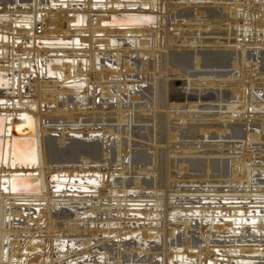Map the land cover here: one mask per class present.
Instances as JSON below:
<instances>
[{
    "label": "bare ground",
    "instance_id": "6f19581e",
    "mask_svg": "<svg viewBox=\"0 0 264 264\" xmlns=\"http://www.w3.org/2000/svg\"><path fill=\"white\" fill-rule=\"evenodd\" d=\"M228 1L235 2L229 5ZM65 2L66 5L63 6L60 5L61 0H0V72H10L8 76L11 77L10 88L0 87V99L10 101V104L0 105V114L10 115L13 124L26 122L34 128L33 130L28 127V133L23 136L17 135L19 131L23 132L22 130L9 136L6 166L1 163L4 138H0V264H122L123 252L149 254L150 249L143 247L141 241L139 244L129 245L123 240L124 236L129 234L133 236L140 230L143 232L142 234L140 232L142 237L135 236L138 240L145 239V242L159 239L157 232L165 233L163 248L167 255L164 256L165 259L163 258L165 261L162 260L165 264H194L193 260L199 264L208 262L252 264L256 256L250 255H264V188L253 187L255 183L264 184V157L255 154L253 156L249 151L253 143L264 140V93L263 89L261 93L257 92L260 91L258 87H264V0H180L178 3H173L172 0L134 2L81 0V4L71 0ZM145 5L149 6L148 10L142 8ZM129 6H135L136 9L130 10ZM122 13L136 14L130 17L136 26L122 29L105 24L110 21L111 16ZM77 15H81L79 23ZM147 15L155 17V24L139 26L146 21ZM38 26H41L40 32ZM209 29H212V32L217 29L221 31L219 33L221 36L225 35L227 38L224 41L202 39L200 36ZM59 38L69 40L71 44L64 47L49 45L50 41ZM75 38L80 40L79 46L73 43ZM111 38L127 40L131 38L133 42L135 40L137 42L128 46H113ZM202 46L209 49L200 48L202 51H199L198 48ZM53 53L56 58H60L59 64L49 63L48 58H51ZM114 55L117 67L112 69L103 59ZM131 55L142 56L139 69L132 68L129 59L125 60L127 59L125 56ZM152 56L154 59L151 70L148 61ZM68 58H71L72 62H68L66 60ZM82 59H86L88 63L86 67ZM44 63L49 72L50 70L54 72V76L58 74L57 80L47 81V76H42L46 72ZM164 63L169 67L166 69L168 73L166 81L160 78L159 70L156 72L158 66L161 68ZM201 67L229 68L238 72L236 76L238 78L232 76L233 74L229 77L226 72L218 75L213 72L214 70H209L211 72L200 74L199 79H196L199 74H192L189 70L193 68L196 72ZM31 70L38 75V79L35 77L37 80L34 88L31 87L30 90L34 95L25 94L22 86L23 82H26L24 77L31 75ZM138 71L141 73L137 79H140L141 83L150 81L151 84H130L128 82L130 80L127 79L135 78L128 75ZM170 71L175 72L176 76L178 74L186 76L190 84L194 81L199 86L219 90L217 92L219 101H227L225 107L227 112L225 115L223 112L222 115L218 114V121L246 120L248 124L252 117L260 118L262 122L260 133L251 131L249 125L243 128L225 125V130L218 131L223 137L231 129L234 138L245 139V149L240 152L243 156L238 159L236 167L233 168L235 166L233 162L231 168L227 167L226 159L176 158L180 154L188 156L195 154L193 149H188L194 145L177 143L179 132L185 133L186 137L189 136L187 138L194 139L198 131L208 136V129L212 127L188 126L187 131L171 127L173 123L180 121L186 127V122L196 117L201 119L204 115H196L198 107L194 104L189 105L188 113L177 115L170 113V110H180L178 105L171 106L166 100L168 94L166 84L171 75ZM14 75L17 76L16 82ZM192 76H195V80H191ZM106 82L110 84H104ZM68 83L69 86L66 85ZM80 83L87 86L77 91L74 85ZM99 90L103 101L110 98L114 104L95 105L94 101L96 103L97 99L95 95ZM136 92L141 97L135 95ZM140 98L145 102H138ZM124 101L130 103L125 104ZM90 103L93 105L90 106ZM54 106L55 111L50 110ZM90 108L91 112L88 110ZM163 109L166 112L162 111ZM21 112L31 115L34 123L17 119ZM112 115H115L114 119ZM100 121L103 124L115 122L117 126L102 127V131H99L96 125ZM130 122L152 124V127H146L145 130L151 144L148 148L152 154L132 150L134 142L129 137ZM47 123H60L62 126L66 124L61 130L64 132L61 133L63 139L58 144L64 145L63 142L66 140L73 144L66 149L56 148L49 134L51 131L57 132L58 129L47 127ZM76 123L81 125L80 129L70 127L78 125ZM76 130H80L82 136L86 133L85 137L70 136L69 133H78ZM1 131L3 129L0 123ZM100 132L102 134L100 138L96 135L88 137L90 134ZM106 135L114 138H107ZM177 146L184 149L179 150ZM206 146L209 145H200L201 148ZM12 157L15 160L13 165L18 163L15 170L11 169L9 163ZM78 157L81 161H77ZM91 158L96 161L91 162ZM128 160L136 166H141L138 167L139 172L134 174L151 176L153 181L135 179L132 183L116 180V176L125 177L132 174L130 168L126 166ZM178 161L189 162L191 166L190 174L186 173L189 165L178 166L177 170L185 173L184 179L179 176L180 180L177 179L178 173L172 172ZM71 162L81 163L80 167L65 166ZM112 163L116 164L114 170L111 169ZM92 164L99 166L91 168ZM14 172L25 174L29 172L38 177L28 176L14 181L12 178ZM61 173L62 177L68 176L64 180L69 182L76 181L72 178L80 173L90 177L99 176L100 179H87L85 181L87 187H81L83 184L80 187H73L79 192L67 195V191H56L58 184L55 187L52 185L55 182L52 180L53 175L59 176ZM3 178H6L7 184L11 182V189L1 188ZM77 182L84 183L82 180ZM100 184L101 190H98ZM172 184L200 186L228 184L231 188L225 190L224 187L223 189L200 187L184 190L173 187ZM131 187L140 193L130 192L128 188ZM92 189L97 193H90ZM146 189H150V192L144 193ZM187 195L193 198L223 195L222 197H226L225 200L245 199L244 202L248 203H243L245 205L243 208L232 206L231 209H222L219 207L220 204L218 207H212L211 204L202 208H193L189 204L191 209L182 208L181 212L177 211L172 199L187 198ZM93 200L107 204L101 210L105 217H100L101 208L98 204L91 205L89 209L83 211L63 208L68 203L91 204ZM145 200L152 202L154 208L151 211L148 209L149 212H145L146 208H143V211L135 210L134 213L142 218L144 216L149 226L140 230L121 227L123 220H126L125 224L127 222L136 224L141 221L135 222V219L128 221L126 217L131 211L127 208L130 202L143 203ZM251 201L256 202L254 206H248ZM114 203L117 208H114ZM132 203L131 207L134 206ZM253 209L260 210L261 214L253 216V211H250ZM217 210L223 212V222L215 220L219 217L216 214ZM239 210L241 213H238ZM114 213L117 214V218L114 217ZM192 214L212 218L208 226L204 225L203 218L197 225L196 229L203 239L200 243L190 233L195 221ZM249 217H256L257 220L247 219ZM155 223L158 225L154 226ZM180 228L185 229V235L182 234L185 236L184 239L178 234ZM239 229L240 233L260 244L247 247L236 245L239 242H246V239L239 240L241 236L237 235ZM252 229L255 230L251 232ZM84 237H90L93 241L84 240V243L76 241ZM214 237L228 238L229 242L225 240L223 247L211 246V239ZM69 240L75 241V247L69 245ZM173 245L183 247V253H179L180 248H171ZM236 253L241 256L238 257ZM151 258L150 264H154L153 257Z\"/></svg>",
    "mask_w": 264,
    "mask_h": 264
},
{
    "label": "rangeland",
    "instance_id": "374dc122",
    "mask_svg": "<svg viewBox=\"0 0 264 264\" xmlns=\"http://www.w3.org/2000/svg\"><path fill=\"white\" fill-rule=\"evenodd\" d=\"M173 1V3H178L180 0H172ZM239 1H241V0H239ZM235 2V1H234ZM233 1H228V4L229 5H232L233 3H234ZM10 5V4H9ZM11 6V5H10ZM13 6V5H12ZM15 6V5H14ZM41 31V26H38V32H40ZM216 31V32H215ZM215 31H213L212 32V29H209L208 31H205L204 33L205 34H202L200 37H202V39H206V40H216V39H222V41H224V39L225 38H227V36H225V35H223V36H221L222 34H219L221 31H219V30H215ZM213 33V34H212ZM229 38H231V37H228V39ZM111 39H113V38H111ZM116 39V38H115ZM118 40H120V43L117 45V46H128V42L126 41L127 39H121V38H119ZM164 45H165V42H164ZM200 48H202V50H205V49H209V47H199L198 48V50L200 51L201 49ZM211 49V48H210ZM169 50H174V49H169ZM201 50V51H202ZM211 50H213V49H211ZM167 52V51H166ZM164 53H165V51H164ZM165 55H167V53H165ZM113 57V58H112ZM115 55L114 56H111V57H106V58H102L104 61H107L108 62V64L110 65V67L113 69V67H117V63H116V61H114L115 60ZM125 58H127V59H125V60H128L129 59V61L131 62V64H132V68L134 67V68H136V69H139L140 67H141V62H142V56H136V55H131L130 57H127V56H125ZM153 56L152 57H150V59H149V67L151 68V70H152V67H153V65H152V63H153ZM167 60V59H166ZM47 61V60H46ZM145 61V60H144ZM152 61V62H151ZM151 62V63H150ZM137 64V65H134L133 66V64ZM115 64V65H114ZM159 64H157V66H158ZM16 66V65H15ZM44 69H46V72H45V75L44 74H42V76H47L46 77V80L47 81H54L56 78H58L57 76H54L53 78L51 77H49V75H48V68H47V65H46V63H44ZM166 66V67H165ZM85 67V66H84ZM260 67V66H259ZM205 68V69H204ZM88 69V68H87ZM166 69H169V67H168V65L167 64H165L164 63V65L162 64L161 65V68H160V66H158V68H157V70H156V72L158 73L159 71V76H160V78L161 79H164V81H166V77H167V70ZM203 71H202V70ZM223 69V70H222ZM208 68V67H201L200 69H198L196 72H195V70L193 69V68H191L189 71L192 73V74H199L198 76H196V79H199V76H200V74H207V73H209V72H211V71H213V72H215V73H221V72H226V74H228V76L229 77H231V75L232 76H237L238 75V72L237 71H231L229 68ZM225 69V70H224ZM159 70V71H158ZM209 70H211V71H209ZM253 70H255V69H253ZM161 71H163V72H161ZM202 71V72H201ZM252 71V70H251ZM201 72V73H200ZM141 73V71H138L137 73H135V74H129L128 75V77H130V76H132V78H135V79H127V80H130V81H128L130 84H132V85H136V84H151V82L149 81V83L148 82H144V83H141V80L140 79H137V77H138V75ZM165 73H166V75H165ZM175 72H169V74H171L170 76H169V78H168V80H167V83L168 84H166L167 85V87H168V91H167V99L166 100H168L169 101V104L171 105V106H175V105H178L179 107H180V110L179 111H176V110H170V113L171 114H173V115H177L178 113H182V114H184V113H188L190 110H189V105L190 104H194V105H197V107H198V109L195 111V113H196V115L197 114H201V115H204V116H206V117H202L201 119H199V117H196L195 119H193V120H189L188 122H186V127L185 126H183V123H182V121H180V122H175V124L173 123L172 124V128H174V129H179V131H181V129H186L185 131H187V127L188 126H196V127H206V126H211L212 128H210V129H208V131H209V135L208 136H206V135H202V133L200 132V131H198V135L196 136V138H194V139H190V138H187V137H189V136H187L186 137V134L185 133H182V132H179V138H178V140H177V143L178 144H191V145H199V146H193V147H189L188 149H193L194 150V153L195 154H193V155H183V154H180V155H178L176 158L177 159H179V160H186V159H191V158H193V159H200V160H204V159H207L208 157L210 158V159H218V160H222V159H226V165H227V167H229V168H231V162H233L234 163V165L235 166H233V168L234 167H236L237 165V162H239V158L241 157V153L244 151V149H245V139H238V138H234L233 136H232V134H231V129H229L228 131H227V133L225 134V135H223V137H222V135L220 134V133H218V131L220 132L221 130H225L224 129V126L225 125H227V126H238V127H246L247 125H249V129H251V131H254V132H261V126H262V122L260 121V118H258V117H252L251 118V121H249L248 122V124H247V121L246 120H243V121H227V122H223V121H218V119H219V115H220V113H221V115H222V112H223V115H225V112H227L226 111V109H225V107L227 106V101H223V102H220L219 101V98H218V95H217V92L219 91L217 88H207L206 86H204V85H202V86H199V85H197V83H195L194 81L193 82H191V84H190V81H188V78L185 76H179V74L176 76V74H174ZM237 73V74H236ZM32 74V73H31ZM34 74V76L33 77H31V75H29V76H27V77H24L25 79V83L23 82V92H25V94H28V95H34V93H33V91L32 92H30V90H31V87L32 88H34V86H35V80H37L38 79V75H36V73H33ZM174 74V75H173ZM218 74V75H219ZM162 75V76H161ZM174 77H173V76ZM254 75H256V73L254 74ZM177 78H176V77ZM178 76H179V78H178ZM37 79H36V78ZM202 77H203V75H202ZM255 77V76H254ZM28 78V79H27ZM47 78H49V79H47ZM171 78V79H170ZM183 78V79H182ZM220 78V77H219ZM236 78H238V77H236ZM50 79H52V80H50ZM29 80V81H28ZM45 80V81H46ZM57 80V79H56ZM191 80H195V76H192V78H191ZM30 81H32V83H30ZM139 81V82H138ZM44 82V81H43ZM137 82V83H136ZM26 83H27V85H26ZM71 83V82H70ZM70 83H68V84H66L67 86H69L70 85ZM104 84H110V83H104ZM204 84V83H203ZM131 85V86H132ZM86 86H87V84H86ZM86 86L84 85V89L86 88ZM200 87V88H199ZM206 87V88H205ZM18 88L19 87H17L16 88V93L18 94L19 93V90H18ZM29 88V89H28ZM260 88V89H259ZM258 89L260 90V91H258L257 90V92L258 93H261L262 91V89H263V92L262 93H264V87H258ZM26 90V91H25ZM18 91V92H17ZM28 91V92H27ZM83 91V90H82ZM92 91H93V89H92ZM223 91V90H222ZM222 91H221V93H222ZM230 92H231V90H229ZM256 92V93H257ZM31 93V94H30ZM101 91L99 90L98 92H97V94L95 95V96H97V99H96V103H95V101H94V104L95 105H97V106H103L104 105V103H106V104H109V105H113L114 104V102H112V101H110L111 99L109 98V99H107L106 98V100L105 101H103L104 100V98L103 97H101ZM135 95H137V96H139V97H141L140 96V94L139 93H137L136 92V94ZM82 97V96H81ZM115 100V99H114ZM142 100V101H141ZM110 102V103H109ZM138 102H140V103H142V102H145V100L143 99V98H140V100L138 101ZM164 102H165V99H164ZM91 103H93L92 102V100H91ZM89 104L90 106H92L93 104ZM124 103L125 104H128V103H130L129 101H124ZM139 103V104H140ZM72 108V107H71ZM83 109H84V107H82ZM88 108H89V106H88ZM55 106L53 107V108H50V110H52V111H55ZM63 109V108H62ZM90 112H91V108L90 109H88ZM162 111H164V112H166L164 109L162 110ZM113 113H114V111H113ZM252 113V112H251ZM264 113V112H263ZM219 114V115H218ZM227 114V113H226ZM210 116V117H209ZM112 119H114L115 118V115L113 116L112 115ZM215 119V120H214ZM85 120V119H84ZM198 120V121H197ZM131 124H130V130H129V137L131 138V140H132V142H134L133 143V146H132V150L133 151H139V152H146L147 151V153L150 155V154H152V152L149 150V148H148V146H150L151 144H150V142H149V140H148V138L146 137V135H147V132L145 131L146 130V127H152V124L151 123H143V122H130ZM76 124H78V123H76ZM222 124V125H221ZM65 126H66V124H64ZM64 125L62 126V124H60V123H47V127H49V128H52V129H58V131L57 132H50L51 134H49L50 135V137H52L53 138V144H54V146L56 147V148H58V149H66L67 148V146H69L70 144L72 145L73 143H71V141L70 140H66V141H64L63 143H65L64 145H59L60 144V142L62 141L61 139H63L62 138V134L64 133L63 131H61L63 128H64ZM243 125V126H242ZM85 126V125H84ZM86 126H91V124H89V125H87L86 124ZM115 126H117V124L115 123V122H106V123H102L101 121H100V123L99 122H97V125H96V127L98 128V130L99 131H102V127H108V128H110V127H115ZM223 126V127H222ZM70 127L71 128H73L74 127V129L75 128H77V129H80V127H81V125L80 124H78V125H76V126H71L70 125ZM79 127V128H78ZM254 127V128H253ZM124 128H126L125 126H124ZM95 130H97V129H95ZM76 131H78V134L79 133H81L80 132V130H76ZM76 131H74V132H76ZM83 131V130H82ZM91 132V131H90ZM62 133V134H61ZM101 133V132H100ZM253 133V132H252ZM70 134V136H72V137H76V138H81L82 136H80V135H73V133H69ZM75 134V133H74ZM86 134V133H85ZM84 134V135H85ZM81 135H83L82 133H81ZM105 137H109V138H114V136H108V135H106ZM199 137V138H198ZM232 137V138H231ZM263 137H264V133H263ZM82 138H84V137H82ZM204 138V139H203ZM59 140V141H58ZM59 143V144H58ZM55 144H57V145H55ZM136 144V145H135ZM200 145H209V146H206V147H200ZM253 145H255V146H253ZM58 146V147H57ZM228 146H230V147H228ZM252 147L251 148H249V151H251L252 152V154L251 155H253V156H255V155H261L262 157H264V140H260V142L258 141V142H255V143H253L252 145H251ZM69 149V148H68ZM177 149H179V150H183L184 149V147H182L181 149H180V147L179 146H177ZM238 149V150H237ZM251 149V150H250ZM242 150V151H241ZM234 151V152H233ZM237 151V152H236ZM241 152V153H240ZM207 154V155H206ZM255 154V155H254ZM243 156V155H242ZM207 157V158H206ZM77 161H81V158H79L78 157V160ZM90 161L92 162V161H96V160H94L93 158H91L90 159ZM260 161V160H259ZM129 164H128V163ZM126 162V166H128L129 168H130V173H132V174H128V175H125V177L124 176H116V180H126V181H128V182H134L135 181V179H137V180H141V181H146V182H151V181H153L152 179V177L151 176H146V175H144V174H141V175H137V174H134L135 172H139V169H138V167H141V166H136L133 162H129V160ZM179 162V161H178ZM176 162V165L173 167V169H172V172L173 173H175V174H177L178 173V176H177V179H179L180 177L179 176H181V178H185V173H183V172H179L178 170V166L179 165H189L188 166V168H187V171H186V173L187 174H190L191 173V166H190V163L189 162H184V161H181V162ZM80 164L81 163H78V162H74V163H70V164H68V165H65V166H70L71 167V165L73 166V167H80ZM99 165H103L102 163H98ZM94 165V164H92L90 167L92 168H97L99 165ZM58 167L57 165H54V167ZM100 166V167H101ZM113 166V167H112ZM116 164L115 163H112L111 164V169H116ZM61 167V166H60ZM137 167V168H136ZM84 168H86V167H84ZM178 169V170H177ZM183 173V174H182ZM64 177H68L67 175L66 176H64ZM97 177H99V176H97ZM180 180V179H179ZM78 180H76V182H77ZM84 181V183H85V181L86 180H83ZM51 182H53V181H51ZM56 184H58V182H54V184H52L54 187L55 186H57ZM66 184V183H65ZM78 185V184H77ZM81 186V185H80ZM80 186H75V187H80ZM83 186V185H82ZM86 186H88V184H86ZM172 186L173 187H177V188H181V189H195V188H200V187H205V188H211V189H213V188H218V187H220L221 189H223V187H224V189L225 190H227L228 189V187L229 188H231V186H229L228 184L226 185V184H220V185H209L208 186V184L206 185H203V186H200V184H181V185H179V184H172ZM74 187V188H75ZM253 187L254 188H264V184H262V183H255V184H253ZM219 188V189H220ZM236 188H238V187H236ZM67 189V188H66ZM101 190V184L99 185V188H98V190ZM133 189V187H131V188H128V190H132ZM70 190H73V189H70ZM150 189H146V191H144V193H146V192H150L149 191ZM152 190V189H151ZM67 191H69V189H67ZM70 192H72V191H70ZM75 192V191H74ZM76 192H79L78 190L76 191ZM80 192H82V191H80ZM90 193H92V194H95V193H97V191H95V189H92V192H90ZM89 193V194H90ZM66 194L67 195H70L71 193H68V192H66ZM86 194H88V193H86ZM214 196L216 197V198H214ZM213 197L210 195L209 196V198H207V197H202V196H199V197H196V198H193V197H191L190 195H187V198H181V197H175V198H173L172 199V202H174V206L176 207V209H177V211H180L181 212V210H182V208L183 209H185V208H187V209H191V206L190 205H192V207L193 208H202V207H207V206H210L211 204V206L212 207H218L219 206V204H220V206L219 207H221L222 209L224 208V209H228V208H230L231 209V207L233 206V207H244L245 205L243 204V203H248V202H244L245 201V199H235V200H225V198L226 197H222L223 195H220L221 196V198H220V196L219 195H214ZM189 197V198H188ZM211 198H213L214 200H211ZM223 198V199H222ZM241 198V197H240ZM176 201H175V200ZM178 199V200H177ZM183 199V200H182ZM217 199H218V201H217ZM223 201H222V200ZM146 201V202H145ZM145 201H143V203L142 202H140L141 204H143V205H141L139 202L138 203H136V202H134V203H132V202H130L129 204H128V210L129 211H133L132 213L131 212H129V215H127V217L126 218H128V221L129 220H133V219H135L134 221L136 222V221H139V220H141V221H139V223H136V224H129V222H127L126 224H125V222H126V220H123L122 221V225H121V227H123V228H131L132 230H134V229H138V230H140V229H142V228H144L145 226H149V222H145V217L143 216V218H142V216H139V215H137L136 213H134V211L135 210H140V211H143L145 208V212H149V210L151 211V209H153L154 208V206H153V204H152V202H149V201H147V200H145ZM213 201V202H212ZM259 201H262V200H259ZM177 202V203H176ZM254 204H253V203ZM131 203H132V205H134V206H132L131 207ZM145 203H146V205H145ZM148 203V204H147ZM149 203H151V204H149ZM180 203H182V205L180 204ZM209 203V204H208ZM215 203V204H214ZM239 203H241V204H239ZM251 204H248V206H254L255 205V201H251L250 202ZM96 204H98L99 205V208H101L100 209V212H99V214H100V217L101 218H103V217H105V216H103V212L101 211V210H103L104 208H105V206L107 205L105 202H101V201H98V200H93L92 202H91V204H87V203H83V202H72V203H68L67 205H65L63 208L64 209H66V210H72V209H76V210H87V208L89 209L90 207H91V205H96ZM190 204V205H189ZM196 206H195V205ZM136 205H137V207H136ZM150 205V206H149ZM179 205V206H178ZM190 206V207H188V206ZM203 205V206H202ZM218 205V206H217ZM222 205V206H221ZM235 205V206H234ZM264 205V204H263ZM101 206V207H100ZM142 206V207H141ZM144 206V207H143ZM149 206V207H148ZM229 206V207H228ZM55 207H57L56 205H55ZM69 207V208H68ZM92 207H94V206H92ZM178 207H180V208H178ZM114 208H117L116 206H115V203H114ZM144 208V209H143ZM149 209V210H148ZM148 210V211H147ZM195 211H199V209H195ZM223 211V210H222ZM227 211V210H226ZM88 214H89V212H87ZM86 213V214H87ZM86 214H84V216L86 215ZM196 214V213H195ZM195 214H192V215H194V219L193 220H195V221H193V227L191 226V229H190V233L192 234V236L194 235L195 237H196V241H198V243H200V242H202L203 241V239L202 238H200V236H199V232L197 231V229L196 228H198L197 227V225L200 223V220H201V218H203L202 216L203 215H201V214H199V216H196ZM102 215V216H101ZM114 215V217L115 218H117L118 216H116L117 214L116 213H114L113 214ZM132 216V217H131ZM138 216V217H137ZM179 216H181V215H179ZM123 217H125V216H123ZM163 218H165V216H162ZM207 217V216H206ZM204 217L203 219H202V221H203V223H204V225L205 226H208V224H210L211 223V220H212V218H209V217ZM139 218V219H138ZM217 218V217H216ZM215 218V220L217 221V222H223V220H224V217L222 216V217H218L217 219ZM205 219V220H204ZM247 219H249V218H247ZM168 220H170V219H168ZM142 221H144L143 223H142ZM142 224H141V223ZM130 223H132V222H130ZM147 223V224H146ZM195 223V224H194ZM141 226H140V225ZM144 224V225H143ZM171 224H173V223H171ZM175 224V223H174ZM138 225V226H137ZM154 226L155 225H158V224H153ZM196 225V226H195ZM160 226H161V224H160ZM141 227V228H140ZM237 228H240V227H237ZM162 230V229H161ZM255 229H252L251 230V232H253ZM240 231V229L238 230V233H237V235L239 236V235H241V236H239L240 237V241L243 239H246L245 241V243H236V245H242V246H244V247H247V246H251V245H257V244H260V243H258V242H253L252 241V239H251V237H247V235H244V234H242V232L240 233L239 232ZM140 232H141V230H140ZM140 232L138 231V232H135V235L136 234H138V235H136L137 237H142V233L143 232H141V234H140ZM153 232H151V234H152ZM158 233V234H157ZM156 234H157V237H159V239L158 238H156V239H153V240H148L147 242H145V239H139L138 240V238L135 236V235H133V236H130V234L129 235H127V236H124V238H123V240L125 241V243H127V244H129V245H131V244H139V241H141V243L143 244V247H147V249H150V252H149V254H146V255H140L139 253H136V251L133 253V254H126L125 252H123L124 254H122V264H150V262L152 261V258L151 257H153V263L154 264H165V262H163V261H165L164 259V256H166L167 254L165 253V248H163L164 247V245H165V233H163V232H157ZM184 233V235H185V229L184 228H180L179 229V231H178V234H180V235H182ZM140 234V235H139ZM191 234H190V236H191ZM184 235H182V239H184L185 238V236ZM161 236V237H160ZM191 236V237H192ZM85 238V239H84ZM84 238H82V239H79V240H76V241H78V242H81V243H84L85 241L84 240H87V242H92L93 240L90 238V237H84ZM89 238V239H88ZM136 240V241H135ZM227 241V243L229 242V240H228V238H226V239H224V238H219V237H214V238H212L211 239V246H216V247H223V245H225V244H223V242L224 241ZM144 241V242H143ZM162 242V243H161ZM110 245V244H109ZM246 245V246H245ZM100 246V245H99ZM202 247H204V244H202ZM239 247V246H238ZM171 248H173V249H181V250H179V253H183V247L181 248V246L179 247V246H176V245H173ZM130 250H131V248H129ZM222 250V249H221ZM215 251V250H214ZM152 254H153V256H152ZM164 254V255H163ZM235 255H239L238 257H240L241 255L240 254H238V253H236ZM251 257H255V259H254V261H253V263L252 264H264V255H259V254H252V255H250ZM164 258V259H163ZM261 260H260V259ZM188 259V258H187ZM151 260V261H150ZM163 260V261H162ZM193 261H195L194 262V264H199V262H196V260H193ZM239 261V260H238ZM248 261V260H247ZM207 264H212L211 262H208ZM242 264H245V263H242Z\"/></svg>",
    "mask_w": 264,
    "mask_h": 264
},
{
    "label": "water",
    "instance_id": "95a60500",
    "mask_svg": "<svg viewBox=\"0 0 264 264\" xmlns=\"http://www.w3.org/2000/svg\"><path fill=\"white\" fill-rule=\"evenodd\" d=\"M72 2H75V3H79V4H81L82 2H80L81 0H71ZM97 1H99V2H105V0H97ZM124 1H131V2H134V0H124ZM66 2H65V0H61V4L60 5H66L65 4ZM148 7L149 6H143L142 8L143 9H147L148 10ZM128 9H130V10H134V9H136L135 8V6H129V8ZM121 10V9H120ZM136 14H131V13H122L121 15H113V16H111L110 18V21H107L105 24L106 25H108V26H110V27H112V26H114V27H118V28H122V29H129V28H132V27H134V26H136V25H134V23L132 22V19L130 18V17H132V16H135ZM80 17H81V15H77V23H79V19H80ZM84 19H85V17H84ZM145 22H143V23H141V25H139V26H146V25H154L155 24V17H153V16H150V15H147V16H145ZM111 41V45H113V46H117L119 43H120V40H118V39H115V38H113V39H111L110 40ZM129 44L131 43V44H133V43H135V42H137L136 40H135V42H133L134 40L133 39H129V40H126ZM73 43L75 44V46H79L80 45V40H78L77 38H75L74 40H73ZM71 43L69 42V40H66V39H64V38H59V39H57L56 41H54V40H52V41H50V43H49V45H57V47H64V46H68V45H70ZM137 44V43H136ZM37 45L39 46V42L37 43ZM68 62H72V59L71 58H68V59H66ZM86 59H82V61H83V64H84V66L86 67L87 65H88V63H87V61H85ZM48 61H49V63L50 64H52V63H55V64H59L60 62H61V60H60V58H56L55 56H54V53H53V55H51V58H48ZM32 71V70H31ZM10 74V72L9 73H7V72H0V87L1 88H10V79H11V77L10 76H8ZM49 77H54V72L52 71V70H50V72H49ZM57 76H58V74H56ZM5 76V77H4ZM34 76V74H33V71H32V74H31V77H33ZM14 81L16 82L17 81V76L16 75H14ZM76 85H78V86H76ZM84 85H85V83H80V84H75L74 85V88L77 90V91H79L81 88H83L84 87ZM76 86V87H75ZM6 104H10V101H7V100H5V99H0V105H6ZM18 118L17 119H20V120H26L28 123H31V124H33L34 123V120H33V118H32V116L31 115H29V114H27V113H24V112H21L18 116H17ZM0 123L2 124V129H3V131H1L0 132V138H4L3 139V146H2V151H3V159H2V161H1V163H2V165H5L6 166V159H5V156H6V151H7V140H8V138H9V136H13L14 135V132H16V131H18V130H22L23 132H21V131H19L18 133H17V135L19 134L20 136H23V134L24 135H26L27 133H28V131H27V128L28 127H30L31 129H33L34 130V128H33V125L32 126H29L28 124H26V122H21V123H15V124H13V122H12V118H11V116L10 115H7V114H0ZM11 131H12V133H11ZM13 134V135H12ZM73 135H80V136H82L80 133L78 134V133H73ZM92 135H96V136H99L98 138H100V137H102L101 135V133H93V134H90V135H88V137L89 136H92ZM87 136V135H86ZM82 137H85V135L84 136H82ZM15 162V160H14V158L12 157V159L10 160V167H11V169H13V170H15V168H16V166L18 167V163H15V165H13V163ZM64 174V173H63ZM81 174V175H80ZM79 175H76L75 177L73 176V180H87V179H93V178H95V179H97V180H99L100 179V177H97V176H95V177H90V176H87V175H83L82 173H80ZM13 179H14V181L17 179H21V178H23V177H28V176H30V177H38L36 174H31V173H24V172H14L13 173ZM62 175V173L61 174H59V176L58 175H53V181H57V180H59L58 181V187L56 188V191H59V192H62V191H67V189H69V191H67L68 193H72V194H76L77 192V190H74L73 189V187H75V186H80V185H82L83 184V186H81V187H87L86 186V184L87 183H78V182H76V181H74V182H69V181H65L64 179H65V177H62L61 176ZM12 178H11V180H12ZM56 178V180H54ZM24 179V178H23ZM25 179H28V178H25ZM38 182H40L39 180H38ZM66 183V184H65ZM1 188H12V186H11V182H10V184H7V180H6V178H3V179H1ZM78 184V185H77ZM13 186H14V188H15V184L13 183L12 184ZM41 188V186L39 187V189ZM67 188V189H66ZM70 189H73V190H70ZM83 189H86V188H83ZM70 191H72V192H70ZM75 191V192H74ZM130 192H132V193H134V192H136V193H140L139 191H137V190H129ZM80 193H82V192H80ZM71 194V195H72ZM69 208V207H68ZM259 209V208H258ZM258 209H253V210H250V211H253L252 212V215L253 216H256L257 214H261L260 212V210H258ZM83 211V210H82ZM81 211V212H82ZM238 213H241V210H239L238 211ZM82 214V213H81ZM216 214L219 216V217H222V216H224V215H222L223 214V212H220L219 210H217L216 211ZM219 214H221V215H219ZM254 214H256V215H254ZM249 220H252V221H255V220H257L256 219V217H249ZM252 227H254L253 225H252ZM136 235H138V234H136ZM67 244V243H66ZM72 245V246H74L75 247V241H73V240H69V245ZM67 246V245H66ZM65 246V247H66Z\"/></svg>",
    "mask_w": 264,
    "mask_h": 264
}]
</instances>
